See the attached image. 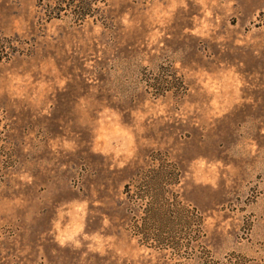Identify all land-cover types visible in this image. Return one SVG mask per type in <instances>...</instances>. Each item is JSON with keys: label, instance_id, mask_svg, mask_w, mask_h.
Listing matches in <instances>:
<instances>
[{"label": "rangeland", "instance_id": "obj_1", "mask_svg": "<svg viewBox=\"0 0 264 264\" xmlns=\"http://www.w3.org/2000/svg\"><path fill=\"white\" fill-rule=\"evenodd\" d=\"M0 0V264H264V0Z\"/></svg>", "mask_w": 264, "mask_h": 264}, {"label": "trees", "instance_id": "obj_2", "mask_svg": "<svg viewBox=\"0 0 264 264\" xmlns=\"http://www.w3.org/2000/svg\"><path fill=\"white\" fill-rule=\"evenodd\" d=\"M99 0H46L42 1L41 6L48 7L50 5L51 9L55 12L60 10L64 11V6L74 7L76 13L80 15H89L94 10V4Z\"/></svg>", "mask_w": 264, "mask_h": 264}]
</instances>
